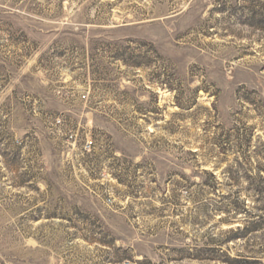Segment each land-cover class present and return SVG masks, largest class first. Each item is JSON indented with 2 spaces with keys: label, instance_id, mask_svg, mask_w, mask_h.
<instances>
[{
  "label": "rangeland",
  "instance_id": "rangeland-1",
  "mask_svg": "<svg viewBox=\"0 0 264 264\" xmlns=\"http://www.w3.org/2000/svg\"><path fill=\"white\" fill-rule=\"evenodd\" d=\"M0 264H264V0H0Z\"/></svg>",
  "mask_w": 264,
  "mask_h": 264
},
{
  "label": "built area",
  "instance_id": "built-area-1",
  "mask_svg": "<svg viewBox=\"0 0 264 264\" xmlns=\"http://www.w3.org/2000/svg\"><path fill=\"white\" fill-rule=\"evenodd\" d=\"M73 137H71V138H73ZM92 146H93V141L89 139L87 141V143L85 144V146H84V150L87 151V152H90L91 149H92Z\"/></svg>",
  "mask_w": 264,
  "mask_h": 264
}]
</instances>
